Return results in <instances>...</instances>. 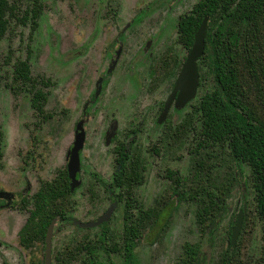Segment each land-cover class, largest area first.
I'll return each instance as SVG.
<instances>
[{
    "label": "rangeland",
    "instance_id": "374dc122",
    "mask_svg": "<svg viewBox=\"0 0 264 264\" xmlns=\"http://www.w3.org/2000/svg\"><path fill=\"white\" fill-rule=\"evenodd\" d=\"M11 2L22 11L30 7L29 0ZM197 2L42 0L32 36L31 25L11 22L0 43V191L16 198L0 207V264H44L45 242L35 240L24 247L20 238L30 224L41 184L56 179L64 183L68 152L82 119V184L56 204L82 222L97 220L114 197L117 207L106 225L93 229L57 220L53 264H81L90 245L96 247L101 264H129V246L132 264H188L189 249L201 252V264H225L227 257L230 264H264V222L256 212L251 169L235 161L228 147L202 143V122L194 107L215 88L206 61L199 62L200 85L192 110H171L161 129L150 124L158 118L153 108L170 95L190 53L179 41L178 22ZM120 44L119 63L107 73ZM18 60H29L32 79L49 85L16 88L13 65ZM241 73L248 78L243 66ZM100 77H105L102 92L84 118V106ZM41 89L48 95L43 116L32 106V92ZM250 102L256 116L264 118V96L254 92ZM141 120H147V129L135 130ZM112 121L118 123L117 136L107 146ZM120 145L131 154L126 172L137 180H128L112 196L100 180L113 182ZM168 171L182 179L180 202ZM27 183L31 190L22 196ZM209 194L218 198V206ZM241 211L242 225L232 247Z\"/></svg>",
    "mask_w": 264,
    "mask_h": 264
},
{
    "label": "trees",
    "instance_id": "16d2710c",
    "mask_svg": "<svg viewBox=\"0 0 264 264\" xmlns=\"http://www.w3.org/2000/svg\"><path fill=\"white\" fill-rule=\"evenodd\" d=\"M29 2L30 7L22 11L15 2L0 0V43L12 21L22 26L31 25L33 35L43 3L42 0ZM204 19H208V32L206 52L200 61L207 62L215 88L204 94L197 106L202 122V143L228 147L235 161L251 169L256 212L264 222V118L257 117L250 102L254 92L258 98L264 96V0H198L190 13L179 18V41L185 49L191 50ZM241 66L248 74L246 79L241 73ZM13 81L20 89L30 83L44 87L49 85L48 81L32 79L29 60L14 63ZM32 93V106L43 116L48 95L43 89ZM116 153L119 157L113 182L100 180L112 195H115L116 188L126 187L128 180H137L134 176L130 178L126 172L131 161L128 147L120 145ZM3 156L0 145V162ZM64 176V183L60 179L42 183L35 193V209L30 212L29 220L31 225L24 229L20 238L22 246L28 247L35 240L45 242L48 227L54 219L73 222L74 218L67 215L64 205L56 204L59 198L72 195L68 173ZM168 177L175 185L174 196L180 202L184 198L182 179L175 171H168ZM209 197L219 205L220 201L214 194H209ZM86 250L87 257L81 264H101L94 245L87 246ZM188 253L191 256L188 264H201L199 250L189 249ZM126 258L129 264L133 263L130 246L126 247ZM230 260L227 257L225 264H230Z\"/></svg>",
    "mask_w": 264,
    "mask_h": 264
},
{
    "label": "water",
    "instance_id": "95a60500",
    "mask_svg": "<svg viewBox=\"0 0 264 264\" xmlns=\"http://www.w3.org/2000/svg\"><path fill=\"white\" fill-rule=\"evenodd\" d=\"M207 32H208V19H204L198 32L195 35L194 44L176 81L174 91L165 105V110L162 114L161 119L166 117L175 98H176V107L180 109L184 108L188 103H190L196 98L200 84L198 62L205 54ZM121 52L122 49H119L117 52V60L120 57ZM117 60L114 61L109 72L113 71V69L117 64ZM101 83L102 80L98 82L99 89L97 92V96L100 94ZM87 107L88 105H86V108ZM115 128H117V126H115ZM114 131L112 132V135L109 136L108 138L107 141L108 144L111 142V138L115 135ZM85 139H86V132L84 128V120H81L76 127L74 146L72 150L69 152L68 175H69L70 186L72 191H74L77 187L81 185V181L77 178V176L81 170L80 152L84 148ZM14 198L15 195L13 193L0 191V199L8 201L7 204L8 206L11 204ZM116 205H117L116 203L113 204V206H111L110 209L95 222L83 223L76 221L75 224L81 228H87V229L98 227L101 224L110 220ZM242 216L243 213L240 212L237 224L232 232L231 244L233 247H235V243L241 229ZM56 222H57L56 220H53L47 231L46 240H45L46 250H45L44 264H53L52 239L54 235V227L56 225Z\"/></svg>",
    "mask_w": 264,
    "mask_h": 264
},
{
    "label": "flooded vegetation",
    "instance_id": "af4514ba",
    "mask_svg": "<svg viewBox=\"0 0 264 264\" xmlns=\"http://www.w3.org/2000/svg\"><path fill=\"white\" fill-rule=\"evenodd\" d=\"M131 25H129V27H130ZM129 27H126L125 28V30L124 31H127L128 30V28ZM119 36L121 37V34H119ZM150 43V44H149ZM150 46H151V42L150 41H148V43H147V45H146V47L144 48V53L145 54H147L148 52H149V48H150ZM119 49H122V52H123V47H122V44H120V46H119V48H118V50ZM118 50L115 52V54L113 55L114 56V58L112 59V62H111V65H110V68L112 67V65H113V63H114V61H116L117 60V52H118ZM191 51V50H190ZM122 52H121V55H120V57L118 58V60H117V64H116V66H115V68L117 67V65H118V63H119V60H120V58H121V56H122ZM205 52H206V50H205ZM205 55V54H204ZM200 61V60H199ZM198 64H199V62H198ZM110 68L108 69V71H107V73H112L113 71H114V69H113V71H111V72H109V70H110ZM198 68H199V65H198ZM200 75V74H199ZM178 77H179V75H178ZM178 77H177V79H178ZM104 79H105V77H100L99 78V80L97 81V83H96V90H95V93H94V96L85 104V106H84V110H83V117L85 118L86 116H88V108L90 107V105L91 104H95L97 101H98V98H99V96H100V94H101V92H102V85H103V82H104ZM177 79H176V81H177ZM100 80H102V83H101V90H100V94L97 96V92H98V89H99V86H98V82L100 81ZM176 81H175V83H174V87H173V90H172V92L170 93V95L166 98V100L165 101H163L161 104H159L158 103V105H157V108H153V110L155 111V113L153 114V115H157L158 114V118L156 119V120H154V122H150V124L154 127V128H162L163 126H165V124L169 121V115H170V112H171V110H174V112H182V111H184V110H186L187 108H189L190 109V111L192 110V107H191V103L196 99H194L193 101H191L190 103H188L184 108H182V109H180V108H177L176 107V98H175V100L173 101V103H172V105H171V108H170V110H169V112H168V114L166 115V117L165 118H163V119H161V117H162V114H163V112H164V110H165V105H166V103H167V101H168V99H169V97L171 96V94L173 93V91H174V88H175V84H176ZM200 85V84H199ZM199 90V89H198ZM198 94V93H197ZM197 97V96H196ZM86 105H88V107L86 108ZM156 105V104H155ZM86 109V110H85ZM197 109H198V107L197 106H195L194 107V113H195V115H197ZM153 115H152V118L151 119H154V117H153ZM82 120H84V128H85V119H82ZM81 121V120H80ZM79 121V122H80ZM142 122H141V124L139 125H137L136 127H135V130H145V129H147V120H141ZM78 122V123H79ZM78 125V124H77ZM77 125H76V127H77ZM115 126H117V128H115ZM109 131L107 132V140H106V144H107V146H109V145H111V143L113 142V139L114 138H116V136H117V130H118V123L117 122H115V121H112L111 122V124H110V127H109V129H108ZM115 130V131H114ZM114 131V133H115V135L111 138V142L108 144L107 143V141H108V138H109V136H111L112 135V132ZM85 132H86V130H85ZM75 136H76V129H75ZM75 142V141H74ZM85 142H86V139H85ZM73 146H74V143H73ZM84 146H85V143H84ZM73 148V147H72ZM72 148L70 149V151L72 150ZM84 149V148H83ZM69 151V152H70ZM82 151L83 150H81V152H80V159H81V153H82ZM69 152H68V163H69ZM119 156H118V154H117V158H118ZM116 162H117V159H116ZM117 164H118V162H117ZM80 172H81V170H80ZM80 172L78 173V176H77V178L79 179V174H80ZM67 173H68V164H67ZM68 179H69V175H68ZM80 180V179H79ZM81 181V180H80ZM69 184H70V180H69ZM81 184H82V182H81ZM81 187V185L79 186V187H77L74 191H72L71 190V186H70V191H71V193L72 194H74L79 188ZM30 190H31V186H30V184H28L27 183V186H26V189L22 192V196H26V195H28V193L30 192ZM15 195V194H14ZM112 195V194H111ZM112 196H114V195H112ZM15 198H16V196H15ZM15 198H14V200H15ZM24 199V198H23ZM23 199H22V201H23ZM14 200L11 202V204L14 202ZM0 201H3L4 202V204H2V205H0V207H4L5 205L6 206H8L7 204H8V201H6V200H3V199H0ZM117 204V202H116V199H115V197H114V202H113V204ZM10 204V205H11ZM113 204L111 205V206H113ZM9 205V206H10ZM110 206V207H111ZM116 207H117V205H116ZM115 207V208H116ZM110 209V208H109ZM108 209V210H109ZM107 210V211H108ZM115 210V209H114ZM106 211V212H107ZM105 212V213H106ZM242 212V211H241ZM104 213V214H105ZM113 213H114V211H113ZM243 213V212H242ZM103 214V215H104ZM102 215V216H103ZM113 215V214H112ZM240 215V214H239ZM101 217V216H100ZM99 217V218H100ZM98 218V219H99ZM111 218H112V216H111ZM110 218V219H111ZM238 218H239V216H238ZM242 218H243V216H242ZM97 219V220H98ZM54 220H58V219H54ZM97 220H95V221H97ZM76 221H79V220H76L75 218H74V220H73V222H71V224H73L74 226H76L77 228H80V229H87V228H81V227H79L78 225H76L75 224V222ZM95 221H90V222H95ZM110 221V220H109ZM109 221H107V222H109ZM238 221V220H237ZM53 222V221H52ZM51 222V223H52ZM79 222H82V221H79ZM107 222H105V223H103V224H101L100 226H103V225H105V224H107ZM57 223V222H56ZM83 223H88V222H83ZM237 224V223H236ZM100 226H98V227H100ZM49 228V227H48ZM96 228V227H95ZM235 228V227H234ZM91 229H93V228H91ZM233 232V231H232ZM47 235V234H46ZM232 239V238H231ZM46 240V239H45ZM232 245V244H231ZM233 247V246H232ZM45 248H46V242H45ZM46 250V249H45ZM45 261V260H44Z\"/></svg>",
    "mask_w": 264,
    "mask_h": 264
}]
</instances>
